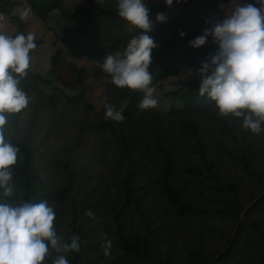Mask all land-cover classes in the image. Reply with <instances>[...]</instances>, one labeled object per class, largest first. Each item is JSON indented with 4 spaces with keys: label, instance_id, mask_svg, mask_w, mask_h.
Returning <instances> with one entry per match:
<instances>
[{
    "label": "trees",
    "instance_id": "trees-1",
    "mask_svg": "<svg viewBox=\"0 0 264 264\" xmlns=\"http://www.w3.org/2000/svg\"><path fill=\"white\" fill-rule=\"evenodd\" d=\"M193 1L173 0L182 14L165 0L150 9L148 35L157 44L148 69L152 83L196 68L192 80L169 94L180 102L167 111L141 110L143 92L117 87L105 73L95 82L87 68L63 63L61 50L53 69L64 66L79 93L57 86L46 93L40 85L52 81L29 69L21 82L29 104L9 115L4 129L20 149L11 169L14 193L4 199L47 201L63 241L80 237V251L65 254L69 264H264V132L246 131L242 118L218 116L215 102L199 96L198 70L217 44L209 36L205 45L190 46L211 27L207 16L190 10ZM208 1L213 10L231 2L259 7L256 0ZM17 4L0 0V13L15 24L12 36L27 35L26 23L11 15ZM28 7L43 21L70 23L55 39L94 55L122 56L132 39L117 0L102 7L96 0L71 7L67 0H28ZM157 13L166 21H157ZM178 51L182 66L165 65ZM101 86L107 100L98 109L87 95ZM125 101L123 122L105 119L107 106L119 110ZM57 255L51 250L44 264Z\"/></svg>",
    "mask_w": 264,
    "mask_h": 264
},
{
    "label": "clouds",
    "instance_id": "clouds-1",
    "mask_svg": "<svg viewBox=\"0 0 264 264\" xmlns=\"http://www.w3.org/2000/svg\"><path fill=\"white\" fill-rule=\"evenodd\" d=\"M100 7L104 0H96ZM171 6L173 0H165ZM237 5L223 19L207 20L203 34L189 41L193 48L206 44L209 36L218 45L210 63H203L198 70L199 96L214 101L220 117L242 118V127L254 134L264 132V0ZM121 18L142 30L127 44L123 55H107L101 68L111 77V82L120 88H129L144 93L138 107L148 110L157 106L153 97L154 88L149 66L152 51L157 47L147 33L153 31L150 8L146 0H117ZM28 13H22L21 19ZM3 17H0L2 20ZM156 20L166 21L163 13ZM181 36L185 33L181 32ZM37 47L32 34L15 36L0 32V264H44L51 250L58 255L52 264H69L65 254L80 251V237L73 235L64 242L55 229L56 213L47 201L23 202L6 199L12 197V167L18 162L20 149L5 137L8 116L27 108L29 97L21 88L28 75L30 53ZM211 70V74H209ZM127 102L119 110L109 105L105 119L116 122L125 120ZM93 217L89 210L86 213ZM107 247L105 253L107 254Z\"/></svg>",
    "mask_w": 264,
    "mask_h": 264
},
{
    "label": "rangeland",
    "instance_id": "rangeland-1",
    "mask_svg": "<svg viewBox=\"0 0 264 264\" xmlns=\"http://www.w3.org/2000/svg\"><path fill=\"white\" fill-rule=\"evenodd\" d=\"M16 1L18 4L11 9V15H16L21 19V14L27 12L28 14L21 19L27 25V33L32 34L35 41H42L37 45L35 52L31 55L29 68V70L35 71L52 81L51 84L40 85L41 90L50 93L52 88L57 86L64 89L69 95H76L80 91L77 83H71L69 81V72L64 66L53 69L52 57L57 50L63 52V63L72 62L80 67L87 68L90 76L95 82L99 83L104 80V72L101 65L106 56L94 55L87 48L72 47L55 39V33L61 32L67 25H70V23L58 22L54 17L49 18L47 21H43L29 10L28 0ZM161 1L163 0H146V3L151 9L155 4ZM86 2L87 0H67V5L71 7L77 4H85ZM237 5H239L237 2H231L227 5H222L218 10H213L208 0H194L190 5V10L196 11L200 15H205L208 20L214 21L223 19L225 15H230ZM171 9L182 14V11L179 10L177 5H172ZM0 17H3V19L0 20V32L12 36L16 30V26L12 23L10 15L8 13H0ZM126 29L132 38L139 35L140 31L129 23ZM153 50H156V48ZM217 50L218 45H216L214 54ZM182 64L183 53L181 51L173 53L170 58L165 60V65H168V67H179L182 66ZM195 73L196 68H193L188 73L181 72L177 75L168 77L161 85L152 83L151 86L155 90L153 97L158 102L156 108L167 111L173 104L179 103L180 98L178 96L169 94L180 89L183 82L192 80ZM87 98L98 109H101L107 100L106 88L101 86L94 89L87 95Z\"/></svg>",
    "mask_w": 264,
    "mask_h": 264
},
{
    "label": "crops",
    "instance_id": "crops-1",
    "mask_svg": "<svg viewBox=\"0 0 264 264\" xmlns=\"http://www.w3.org/2000/svg\"><path fill=\"white\" fill-rule=\"evenodd\" d=\"M58 12H55L54 14H57ZM16 31V30H15Z\"/></svg>",
    "mask_w": 264,
    "mask_h": 264
}]
</instances>
